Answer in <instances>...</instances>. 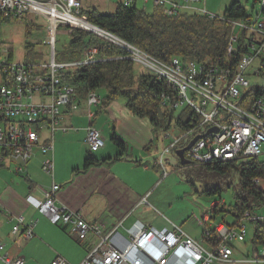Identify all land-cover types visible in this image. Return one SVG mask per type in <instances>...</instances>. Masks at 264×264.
I'll return each mask as SVG.
<instances>
[{
	"label": "built area",
	"instance_id": "2783aa9c",
	"mask_svg": "<svg viewBox=\"0 0 264 264\" xmlns=\"http://www.w3.org/2000/svg\"><path fill=\"white\" fill-rule=\"evenodd\" d=\"M149 1L162 6L167 15L189 12L215 16L205 9V0H143L144 3ZM255 1L259 2V10L248 12V18L231 22L233 31L227 54L235 50L233 45L237 44L240 32H245L242 39L245 52L235 66H219L209 60L182 63L178 58L165 65L153 57L145 63L150 74L163 79L175 93L173 98L167 92H159L161 104L189 107L198 117L197 124L185 128L180 137H173L164 147L157 161L159 165L167 152L180 143H189L195 135L200 138L185 154L189 161L245 160L264 153V0ZM134 2L126 0L122 3L131 5ZM82 8L81 0H0V18L20 21L34 16L42 18L46 24L48 53L45 60L13 62L8 46H0V164L18 162L21 170L38 150L44 156L41 170L51 177V185L44 197L36 199L28 195L27 202L52 224L71 226L79 240L91 234L94 243L78 264L264 263V245L261 253L257 251L241 257H237L241 253L234 245L245 242L246 223L254 227L257 222L264 221V206L244 210L231 225L216 222V241L205 246L174 224H171L172 229L156 230L136 220L125 228L121 220L102 233L98 222H88L78 211L55 204L60 186L53 179L54 134L70 130L71 127L63 122L64 115L75 112L81 104L64 76L67 71L96 60V49L87 47L75 61H57L55 38L59 26L89 31L79 27L80 21L90 26L79 16ZM157 61L160 63L155 64ZM253 91H260V98H253ZM83 102L88 108L99 106L101 98L95 92H89ZM87 116L90 120L93 115L88 113ZM84 130V142L90 153L104 146L99 129L88 124ZM166 173L164 170L163 175ZM261 181L260 178L252 179L254 185ZM194 218L198 225L210 221L209 218ZM11 219L12 233L22 230L24 235L32 236L33 223L25 224L21 215ZM209 234L207 228L202 231V237ZM3 250L4 244L0 242V261L4 264H24L23 258L9 257ZM50 264L69 263L56 256Z\"/></svg>",
	"mask_w": 264,
	"mask_h": 264
},
{
	"label": "crops",
	"instance_id": "0c3cea01",
	"mask_svg": "<svg viewBox=\"0 0 264 264\" xmlns=\"http://www.w3.org/2000/svg\"><path fill=\"white\" fill-rule=\"evenodd\" d=\"M81 3L83 8H88L84 0ZM137 3L135 0L134 5ZM88 113L93 115L90 120ZM63 122L71 127L70 130L56 132L53 140V179L60 186L56 193L57 206L78 211L88 222H98L102 233L121 220L123 227L140 220L146 227L156 230L171 228V223L168 226L165 222L157 228L152 222L154 215H150L151 210L163 208L167 202L157 192L163 183L160 165L156 158L147 154L152 142V124L147 118L134 115L126 101L117 98L104 107L88 108L82 101L78 110L64 115ZM88 124L99 129L102 135H105L104 126H111L110 133L105 135L104 146L91 153L84 142V128ZM113 133L125 143L121 154L111 140ZM65 148L73 149L69 160H63ZM87 154L93 157V163L84 167ZM43 158L36 150L21 170L18 162L0 164V242L4 244L3 252L9 257L23 258L24 264H50L56 256L63 257L69 264H78L94 243L91 234L79 240L71 226L52 224L26 200L28 195L42 199L51 185V177L41 170ZM16 215H21L25 224L33 223L31 237L24 235L22 230L12 233L11 218ZM251 251L254 253L252 248ZM241 256L242 252L237 255ZM0 264L4 262L0 261Z\"/></svg>",
	"mask_w": 264,
	"mask_h": 264
},
{
	"label": "trees",
	"instance_id": "16d2710c",
	"mask_svg": "<svg viewBox=\"0 0 264 264\" xmlns=\"http://www.w3.org/2000/svg\"><path fill=\"white\" fill-rule=\"evenodd\" d=\"M80 15L91 25L165 63L176 57L182 63L187 61L203 63L209 60L219 66L233 67L245 52L242 45L245 32L241 31L237 47L227 54L232 33L231 22L248 18L247 9L237 1L225 8L222 15L214 17L189 12L167 15L164 14L162 6L152 4L150 10H145L134 3L131 5L118 3L111 12L106 13L94 7L82 8ZM0 20L2 24L11 19L1 17ZM38 28V24L28 19L24 26L25 36L30 37ZM67 34L68 40L60 51H56L55 47L57 61L72 62L80 57L85 48L96 49V60L75 67L64 76V80L73 86L81 102L89 92L103 89L101 106L104 107L114 99L123 98L131 113L147 118L152 125L162 127L164 130L171 126L173 120L175 125L183 130L198 123V117L191 108L181 106L185 108L175 115V111L180 107L161 104L157 96L159 92H167L173 98L175 93L163 79H157L150 73H135V62L129 50L95 32L73 28ZM2 44L0 41V46ZM37 59H43V54L36 51L34 45L25 43L24 60L31 62ZM111 140L121 154L125 150V143L114 133ZM176 157L179 159V156ZM92 163L93 157L87 154L84 167ZM184 163L188 165L191 162L185 160ZM200 170L212 171L217 177H226L230 173L236 175L233 204L226 208L214 206L212 219L222 213L220 220L231 225L244 210L264 206V192L252 182L254 178L264 180V161L259 160V157L200 164L195 172ZM220 191L219 186L212 185L204 193L219 197ZM225 213L230 214L231 222L225 220ZM209 231L210 234L202 239L208 244H213L216 241L214 226ZM251 245L254 252H257V245H264V221L257 222L253 227Z\"/></svg>",
	"mask_w": 264,
	"mask_h": 264
},
{
	"label": "rangeland",
	"instance_id": "374dc122",
	"mask_svg": "<svg viewBox=\"0 0 264 264\" xmlns=\"http://www.w3.org/2000/svg\"><path fill=\"white\" fill-rule=\"evenodd\" d=\"M84 1H85V5L88 8L94 7L98 9L100 12L106 13V12H111L113 10V6L116 5V3L124 2L126 0L123 1L122 0H84ZM140 1L142 2V4L144 3L143 0H138L137 7L143 8L145 10H150V7L152 5L150 1L147 3V5L146 3L141 5ZM235 1H237L241 6L245 7L247 9V12L250 13L257 11L260 8L259 2L255 0H205L203 5L209 13L214 14L216 16H220L223 14L224 9ZM201 15H205L208 17V15L206 14H201ZM79 16L83 17L80 15V13ZM28 19L33 20L36 24H38L39 28L35 30L30 35V37L27 38L25 36L24 26L25 23L28 21ZM231 28L233 29V27ZM71 29L66 26L58 27L57 29L58 32L55 38L56 51H60L62 45H64L67 42L68 40L67 32L70 31ZM91 32H95L100 36L104 37L105 39L111 40L112 42H116L118 43V45L129 50L132 54V59L135 62V73L137 74L143 72L150 73L145 63L147 61H150L153 56L138 49L134 51L135 48L133 49L132 46L120 42L104 32H102L103 34H101L92 29ZM46 36H47L46 24L40 17L28 16L20 21L9 20L6 22H2L0 26V41L3 43L2 45L8 46L10 50L9 57L13 62L24 61L25 43H30L34 45V49L36 51H39L41 54H43L42 60H45L48 53L47 45L45 42ZM233 46L237 47V44ZM173 58L176 57H172L168 63L161 62V64L167 65L172 61ZM154 63L158 64L160 62L157 61ZM95 93L98 96H100V98L104 96L103 89H98L95 91ZM92 108H96V107H92ZM184 108L185 107H180L178 110L175 111L174 114L175 115L178 114ZM165 125L166 124H164V126ZM150 126H151L150 130L152 134V142L149 143V147H148L149 150L147 154L153 158H156L158 161L162 151L164 150V147L166 145H169L173 137L175 138L180 137L184 133V130L178 128L175 125L174 120L172 121L171 126H169L166 130H164L162 127H158L154 125H150ZM110 129L111 126L110 127L104 126L103 130L106 136L108 132L110 133ZM105 135H102V137L106 138ZM195 137H197L196 141L200 138L199 135L193 136V138ZM109 143L110 141L107 140L106 144ZM187 146L188 143L185 144L180 143L173 149V151H169L165 154L162 165L160 164L161 180H163V183L157 192L161 194L163 201L164 199L166 200L165 202H167V205L164 206L162 204L163 208L162 207H160L159 209L154 208V210H151L154 214L152 213L150 215L151 216L154 215L153 218L154 217L155 218L152 220V222L154 226H156L157 228L161 227L162 223L164 222L168 226H170L169 223L174 224L178 226L188 236L194 238L195 240L199 241L200 243L206 246V242L202 239L203 238L202 231L206 227L207 229L212 228L216 222H221L220 218L223 215L222 213L217 214L213 219L211 218V215H213L212 210L214 206H217L218 208H221V206H225L226 208L228 205L233 204L234 187H236V175L230 173L227 174L226 177H217V175L214 172L208 170L207 171L200 170L195 172V169L197 168L198 165L208 164L211 162L203 163V162H197V160L194 161L187 160L185 158V154L188 150H190V148H192L191 146L188 149H186ZM179 151H181L182 153H179ZM176 155L179 156V159L176 157ZM72 156H73V149L65 148L63 154V160H69L70 158H72ZM185 160L191 163L187 165L186 163H184ZM259 160L264 161V153L259 156ZM164 170H166L167 172L166 175H163ZM212 185L219 186L221 190L219 193V197L217 195L209 196L204 193V191L208 188H211ZM258 189L264 192V180H262L258 184ZM225 214H226L224 215L225 220L227 222H231L232 219L229 216L230 214L228 213ZM194 217H199L201 220H203L204 218H209L210 221H208L207 223L205 222L202 225H198ZM161 219L164 221H162ZM134 222L135 221L127 225L125 224L126 225L125 228H129ZM245 228L247 230L245 242H241V243L236 242L234 245L240 253L242 252L243 254H247L248 256H251L253 254V252L251 251L252 248L251 237L253 232V225L250 223H246ZM169 229H172V226ZM262 248L263 245H257V251L259 253L262 252Z\"/></svg>",
	"mask_w": 264,
	"mask_h": 264
},
{
	"label": "bare ground",
	"instance_id": "6f19581e",
	"mask_svg": "<svg viewBox=\"0 0 264 264\" xmlns=\"http://www.w3.org/2000/svg\"><path fill=\"white\" fill-rule=\"evenodd\" d=\"M246 18H247V17H246ZM79 27L86 28L87 30H90V31H91V29H92V30H95L96 32H99V33L103 34L101 30L90 27V26L87 25L84 21H80V22H79ZM106 36H107V35H106ZM253 98H260V91H253ZM172 260H173V259H172ZM172 260H171V262H172Z\"/></svg>",
	"mask_w": 264,
	"mask_h": 264
},
{
	"label": "water",
	"instance_id": "95a60500",
	"mask_svg": "<svg viewBox=\"0 0 264 264\" xmlns=\"http://www.w3.org/2000/svg\"><path fill=\"white\" fill-rule=\"evenodd\" d=\"M90 26H92V27H94V28H96V29H99V28H97V27H95V26H93V25H91V24H90ZM99 30H101V29H99ZM89 31H90V30H89ZM101 31L104 32V33H106V34H108V35H110L109 33L105 32V31H103V30H101ZM110 36L113 37V38H115L116 40L122 42V41L119 40L118 38H116V37H114V36H112V35H110ZM211 130H214V128H212ZM196 139H197V137L193 138V139L188 143V146L186 147V149H188L189 147H191L192 144L196 141ZM179 153H182V152L179 151Z\"/></svg>",
	"mask_w": 264,
	"mask_h": 264
}]
</instances>
